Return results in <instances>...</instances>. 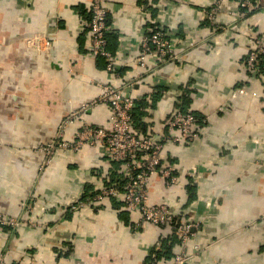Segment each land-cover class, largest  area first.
<instances>
[{
	"label": "crops",
	"instance_id": "crops-1",
	"mask_svg": "<svg viewBox=\"0 0 264 264\" xmlns=\"http://www.w3.org/2000/svg\"><path fill=\"white\" fill-rule=\"evenodd\" d=\"M93 1L0 0V213L19 223L1 234L3 263L144 264L159 249L160 230L138 226L118 198L96 199L122 176L105 145L58 150L38 169V145L106 83L137 99L140 135L166 134L175 108L197 118L191 141H166L160 154L178 182L149 177L151 201L199 223L185 264H264V53L247 63L255 39L264 45V0L245 11L222 0L213 23L214 0H101L113 70L89 53ZM151 29L176 58L142 68L139 42ZM109 116L104 103L89 107L67 121L64 139L84 122L108 127Z\"/></svg>",
	"mask_w": 264,
	"mask_h": 264
},
{
	"label": "built area",
	"instance_id": "built-area-1",
	"mask_svg": "<svg viewBox=\"0 0 264 264\" xmlns=\"http://www.w3.org/2000/svg\"><path fill=\"white\" fill-rule=\"evenodd\" d=\"M222 0H214V3L205 13L211 23L219 10ZM254 0H238L241 7H250ZM90 44L89 53L93 56H104L108 70L115 69V57L107 49L106 34L107 9L101 0H94L91 7L89 22ZM256 45L249 52L247 63L250 67L255 64L257 54L264 53V45L260 39H255ZM176 58L170 41L161 29H151L144 32L139 42L137 64L142 68L161 65ZM133 83H129L132 87ZM130 87V89H131ZM244 89H240L243 92ZM264 98V96H263ZM137 99L127 88L111 84H103L97 97L82 103L80 110L71 112L58 126L55 137L50 142L38 145V151L42 153L39 162V172H43L52 163L58 150H79L85 144L105 145L111 161L120 165V172L124 181L122 184L103 186L96 194L97 200L104 197H115L121 200L127 210L138 214V226L149 223L152 227L161 231V236L174 233L179 239L174 255L165 261L156 264H185L189 256L190 248L198 249V244L190 242L196 236L199 229L198 222L185 220L183 216L174 213L166 202H153L150 199L149 177L153 173H159L166 187H171L179 180L174 167L161 165L160 154L166 141L184 143L191 141L198 133L195 130L196 117L192 112H186L180 108L173 109L166 120L168 132L161 137L155 135H140L136 132L132 110L136 106ZM264 102V99H263ZM98 103L108 105L110 109V125L93 126L87 123L76 130L73 141L64 139V129L67 121L76 119L82 112ZM264 110V105H263ZM179 134H173L172 131ZM19 223L7 218L0 213V237L7 226L15 227ZM137 227V225H136ZM3 254L0 252V264L3 263ZM153 264V263H144Z\"/></svg>",
	"mask_w": 264,
	"mask_h": 264
},
{
	"label": "trees",
	"instance_id": "trees-1",
	"mask_svg": "<svg viewBox=\"0 0 264 264\" xmlns=\"http://www.w3.org/2000/svg\"><path fill=\"white\" fill-rule=\"evenodd\" d=\"M241 9L244 11L247 10L246 7H242ZM106 38H107V34H106ZM134 109L132 110V119L134 118ZM186 112H189V111H186ZM115 180H116V184L120 185L123 183L124 178L122 176H119L118 178L116 177ZM178 243H179V239L173 232L172 233L170 232L168 235H165V236H160L159 249H155L154 252L152 253V256H150L149 259L145 261V263L150 262V263L156 264L158 263V261L162 262V261H165L166 259L171 258L174 255L173 249Z\"/></svg>",
	"mask_w": 264,
	"mask_h": 264
}]
</instances>
